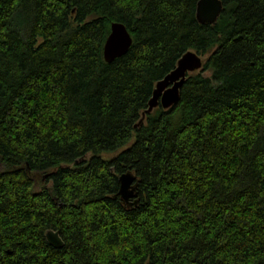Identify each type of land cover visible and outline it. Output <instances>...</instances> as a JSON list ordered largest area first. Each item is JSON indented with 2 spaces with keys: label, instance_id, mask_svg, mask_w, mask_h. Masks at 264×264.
I'll list each match as a JSON object with an SVG mask.
<instances>
[{
  "label": "trees",
  "instance_id": "16d2710c",
  "mask_svg": "<svg viewBox=\"0 0 264 264\" xmlns=\"http://www.w3.org/2000/svg\"><path fill=\"white\" fill-rule=\"evenodd\" d=\"M221 1L201 24L198 0H0V264H264V0Z\"/></svg>",
  "mask_w": 264,
  "mask_h": 264
},
{
  "label": "water",
  "instance_id": "95a60500",
  "mask_svg": "<svg viewBox=\"0 0 264 264\" xmlns=\"http://www.w3.org/2000/svg\"><path fill=\"white\" fill-rule=\"evenodd\" d=\"M221 0H198L196 4V19L199 23L213 24L220 13L222 12ZM132 38L121 23L114 22L110 26V32L106 37L103 46V58L106 62H111L114 59L124 55L129 49ZM203 57L197 52L186 51L178 60L175 67L168 72L162 79L158 80L153 89L151 98L148 101V106L142 112V117L139 121L142 122L146 113H150L158 106L163 109H169L179 99V90L185 81L187 74L198 71L204 63ZM137 123L135 126H137ZM118 195L120 199L128 205L136 204V189L135 175L131 171L122 173L119 178ZM49 244L56 248L63 246V241L59 236L58 231L47 230L45 233Z\"/></svg>",
  "mask_w": 264,
  "mask_h": 264
},
{
  "label": "rangeland",
  "instance_id": "374dc122",
  "mask_svg": "<svg viewBox=\"0 0 264 264\" xmlns=\"http://www.w3.org/2000/svg\"><path fill=\"white\" fill-rule=\"evenodd\" d=\"M207 56H208V54H205V55H203L202 57H203V59H206ZM195 72H196V71H195ZM203 74H204V75H208L209 72H208V71H204ZM113 155H114V153H103V156H104L105 158H110V157H112Z\"/></svg>",
  "mask_w": 264,
  "mask_h": 264
}]
</instances>
